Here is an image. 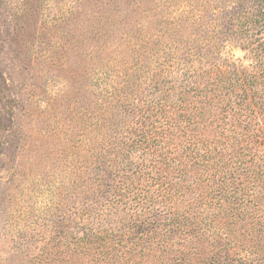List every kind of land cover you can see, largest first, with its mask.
Segmentation results:
<instances>
[{
	"label": "trees",
	"instance_id": "trees-1",
	"mask_svg": "<svg viewBox=\"0 0 264 264\" xmlns=\"http://www.w3.org/2000/svg\"><path fill=\"white\" fill-rule=\"evenodd\" d=\"M204 9L181 72L136 74L130 122L67 148L65 264H264V0Z\"/></svg>",
	"mask_w": 264,
	"mask_h": 264
},
{
	"label": "rangeland",
	"instance_id": "rangeland-1",
	"mask_svg": "<svg viewBox=\"0 0 264 264\" xmlns=\"http://www.w3.org/2000/svg\"><path fill=\"white\" fill-rule=\"evenodd\" d=\"M221 3L0 0V264H65L67 148L100 122L129 123L126 103L143 80L136 74H179L163 64L167 53L185 58L194 13ZM174 15L178 26L167 20ZM223 46L230 60L241 58Z\"/></svg>",
	"mask_w": 264,
	"mask_h": 264
}]
</instances>
